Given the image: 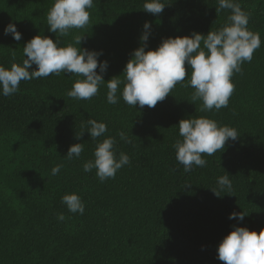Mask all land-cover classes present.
I'll return each instance as SVG.
<instances>
[{"label": "trees", "instance_id": "16d2710c", "mask_svg": "<svg viewBox=\"0 0 264 264\" xmlns=\"http://www.w3.org/2000/svg\"><path fill=\"white\" fill-rule=\"evenodd\" d=\"M146 2L93 0L89 25L73 29L59 46L84 37L80 47L102 51L98 61L108 62L105 82L123 81L145 22L151 24L149 51L164 38L218 31L232 14L217 12L218 0H161L164 11L154 16L143 11ZM235 2L249 14L247 27L262 43L242 72L233 74L235 90L219 111L200 112L202 101H192L195 90L181 84L154 108L126 104L123 83L115 105L107 102L106 84L91 100H76L67 92L82 77L72 73L21 81L12 96L0 94V264H223L217 248L233 226L257 234L264 229V0ZM54 3L0 0V66H22L23 47L37 35L57 40L47 26ZM9 23L22 34L20 41L4 34ZM185 68L187 85L191 72L187 63ZM198 117L235 128L240 137L186 173L173 146L183 139L180 120ZM88 119L107 125L104 136L91 139ZM121 131L131 143L120 139ZM109 136L117 141V158L123 152L131 162L101 182L96 169L85 173L83 164L94 161L97 144ZM76 143H84L80 158H64ZM56 165L62 167L53 176ZM226 173L232 191L217 197L211 190ZM72 193L84 202L83 215L61 202ZM233 212L249 215L229 219ZM61 213L63 221L57 219Z\"/></svg>", "mask_w": 264, "mask_h": 264}, {"label": "clouds", "instance_id": "9594fccd", "mask_svg": "<svg viewBox=\"0 0 264 264\" xmlns=\"http://www.w3.org/2000/svg\"><path fill=\"white\" fill-rule=\"evenodd\" d=\"M218 3L217 12L221 9L231 10L232 14L228 17L230 23L218 31H210L206 36L193 32L191 36L164 38L156 50L146 51L151 24L145 22L140 36L141 46L130 54L131 58L122 73L124 80L113 77L105 82L103 76L106 74L108 62L98 61L102 51L82 49L80 45L84 37L79 35L74 37L72 44L59 46L61 38L69 36L73 29L81 30L89 25L88 9L94 6L93 0H55L47 14V26L49 32L56 34L57 40L54 42L47 36L37 35L23 47L25 59L22 66L16 63L10 69L0 66V94L5 97L12 96L19 91L21 81L72 73L82 77L67 92L68 97L76 100H91L98 95L101 85L106 84L107 102L115 105L118 103V86L123 83L122 98L126 104L135 108L138 105L140 109L144 106L154 108L158 102L164 101L170 95L177 84H181L195 90L192 101H202L200 112L219 111L228 107L235 90L231 81L233 74L241 73L242 64L252 61L254 52L261 47L262 42L259 33L248 29L249 14L242 10L239 3L235 0H218ZM164 8L161 0H149L143 5V11L154 16L161 14ZM4 34H11L15 41L22 39V34L13 23L5 27ZM12 51L15 54V50ZM186 63L191 79L184 85L189 73L186 72ZM33 65L36 70L29 71ZM87 125V132L92 140L104 136L108 130L105 123L94 119H88ZM178 128L183 139L177 140L173 147L176 149V160L183 165L186 173L192 171L194 166L204 167L207 161L203 156L223 152L230 140L236 141L240 137L235 128L220 126L217 121L206 117L182 119ZM84 133L76 134L75 138L81 139ZM119 136L126 143H131L123 131ZM116 143V139L111 136L98 143L94 151V161L85 162L83 171L89 173L96 169V175L101 182L114 179L118 170L131 162L129 156L123 152L117 158ZM83 151L84 143H76L68 149L64 158H80ZM61 167L62 165L53 167L51 174L57 175ZM229 177L226 173L217 179V188L211 190L217 197H221L220 192L232 191ZM61 202L71 213L83 215L85 212L84 202L75 193L64 195ZM248 215L233 212L229 219L243 221ZM57 219L63 221L65 216L61 213ZM233 227L234 230L220 242L217 258L223 264H264V229L257 234L247 227Z\"/></svg>", "mask_w": 264, "mask_h": 264}]
</instances>
